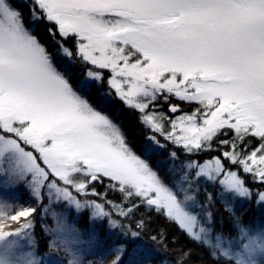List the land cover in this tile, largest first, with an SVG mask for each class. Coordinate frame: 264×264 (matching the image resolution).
<instances>
[{"label":"snow or ice","instance_id":"6c2138e0","mask_svg":"<svg viewBox=\"0 0 264 264\" xmlns=\"http://www.w3.org/2000/svg\"><path fill=\"white\" fill-rule=\"evenodd\" d=\"M29 14L31 28L13 0H0V186L24 183L37 201L47 188L49 203L55 195L78 211L92 208L93 219L107 217L124 237L138 238V231L111 219L104 204L81 202L70 191L102 196L91 186L107 180V188L122 195L120 204L105 201L118 216L129 218L139 205L124 202L137 198L207 246L214 264L217 256L226 264H264V227H246L237 217L238 235L225 240L215 234L213 243L211 227L188 209L187 202H195L188 173L166 183L132 150L119 125L81 94L106 79L117 98L141 113L142 123L187 153L211 150L218 142L220 156L185 167L198 169L195 178L219 180L225 192L255 195L264 206V190L254 194L240 173L225 166V161L239 166L264 187V0H31ZM41 20L52 26L47 32L58 55L70 62L75 55L98 69L89 68L77 87L33 34ZM71 38L75 53L65 43ZM103 70L110 72L105 76ZM170 97L197 106L184 112ZM161 98L170 113L182 114L169 119L156 108ZM149 139L160 146L156 135ZM170 156L175 159L176 153ZM36 212V207L0 201V264H45L28 231ZM56 219V228L49 230L57 234L48 242L50 251L59 240L71 257L67 264H82L68 247L74 241L60 239L76 229ZM9 221L19 227L6 231ZM143 227V220L136 223ZM22 239L32 250H23ZM135 244V239L114 240L111 264H123L124 256L129 264H142ZM190 256L183 253L175 264H186Z\"/></svg>","mask_w":264,"mask_h":264},{"label":"trees","instance_id":"16d2710c","mask_svg":"<svg viewBox=\"0 0 264 264\" xmlns=\"http://www.w3.org/2000/svg\"><path fill=\"white\" fill-rule=\"evenodd\" d=\"M30 3L31 0H13L14 6L19 8L23 14L25 26L31 28ZM49 27L52 26L41 20L35 25L33 34L46 46L57 68L65 72L68 75L70 83L74 87H77L84 79V73H86L89 67H92L89 64L85 65L75 55L71 57V62L68 58L58 55V44L53 41V38L47 32ZM56 39H59L58 34ZM74 41L75 38H71L65 42L66 46L72 49L73 53H75ZM103 71L105 76L110 72V70ZM81 94L85 95L95 108L107 114L119 125L132 150L141 156L142 159L147 160L149 165L166 183L171 185L187 171L189 181H191L189 195L195 198L194 203L191 201L187 202L188 209L200 217L201 223L205 227H211L213 243L215 242V234H220L226 238L238 234L233 225L237 217L241 219L244 226L264 223V206L256 202L255 195L252 197H238L233 193L225 192L223 186L219 184V180L213 182L206 178H195V172L198 169H188L185 167L190 161L202 164L214 156H220L221 150L219 149L218 142H213L211 150L200 151L195 154L187 153L182 146H177L171 141L166 140L164 136L154 133L150 127L142 123L140 112L126 106L125 103L117 98L115 90L109 88L106 79L103 82H93L90 90H81ZM169 102L180 105L189 112L197 106L182 102L175 97H170ZM156 105L162 106H159L157 109L162 110L167 117L171 116L172 113L168 111V103H165L162 98L157 101ZM152 135H156L160 146H157L149 139ZM223 150L227 151L229 148L225 147ZM171 152L176 153L175 159L170 156ZM225 166L231 171L240 173L246 181V186L250 187L254 194L264 190V187L253 183L250 174H244L239 166L231 165L227 161H225ZM107 184L108 181L105 180L103 185L94 183L91 186V188H95L97 192L104 195H83V197L104 204L105 210L112 213L111 219L117 220L126 229L138 231L140 233L138 238H132L130 234L128 237H124L120 227H117L112 234H106L107 217L93 223L89 218V212L86 208H83L80 215H76L74 210H68L58 205V202H55V195L52 196V202L49 203L48 191L45 188L42 189L41 201H37L26 184L18 183L13 192L0 189V201H5L13 205L14 208L20 205L37 208V212L32 216V228L28 230L36 241L34 250L37 256L51 254L55 257L66 258V255H68L59 240L57 241L55 250L50 251L48 247V242L56 238L55 234L49 230L56 228V218L58 217L62 218L69 228H76L79 232L77 234L81 238L83 236L87 237L88 233L86 232L91 230L93 237V240H91L92 245L89 247L86 255L81 258L82 264H111V262L105 261V258L111 251L110 249H114L113 241L118 237L121 240L128 239L131 241L135 239L136 244L134 247L138 245V251L143 254L137 257V259L142 261V264H175L179 256L185 252L191 253L190 258L186 260V264H214L207 246H201L198 242H195L176 222L169 220L163 213L157 212L154 207L150 209L146 205L140 204L137 198H133L131 203L124 202L128 207H131V204L139 205L129 218L125 219L118 216L105 201H114L120 204L122 195L117 191L108 189ZM183 186L188 188L189 184L184 183ZM91 188L88 189L89 192H91ZM70 191L74 193L73 189ZM209 196L212 198L210 203L208 200ZM181 198H183L182 195ZM49 212H57L58 215L53 217ZM208 213L212 214L211 218L208 217ZM140 220H143L144 227L137 229L136 223ZM8 223L9 227L5 229L6 231H14L16 227H19V223L17 222L9 221ZM153 237H156V239L153 240ZM63 253L64 255H62ZM122 260L123 264H129L128 256L122 257ZM216 260L219 261V264H226L225 258L217 256Z\"/></svg>","mask_w":264,"mask_h":264},{"label":"rangeland","instance_id":"374dc122","mask_svg":"<svg viewBox=\"0 0 264 264\" xmlns=\"http://www.w3.org/2000/svg\"><path fill=\"white\" fill-rule=\"evenodd\" d=\"M22 1H27V0H22ZM89 66H91L92 67V70H94V71H96V70H98V69H96L94 66H92V65H90L89 64ZM90 68V67H89ZM89 68L87 69V71L89 70ZM86 71V72H87ZM175 105H177V104H175ZM159 106L160 107H162L161 105H156V108H159ZM179 107L181 108V109H183L180 105H179ZM152 109L150 108V110L149 111H151ZM183 111L184 112H189V111H187L186 109H183ZM141 114V113H140ZM182 113L181 112H177V113H172L171 114V116L170 117H168L169 119H175L177 116H179V115H181ZM167 116V115H166ZM148 127H150V126H148ZM166 128H168V130H171L170 129V127L167 125V123H166ZM177 134L178 135H180L181 133L179 132V130H177ZM185 173H187V171L185 172ZM3 177H0V181H3ZM17 185H18V183L17 184H15V185H10V186H8V187H2V186H0V189H6V190H10V191H14L15 190V188L17 187ZM61 186H63L62 184H61ZM45 190L46 191H48L47 190V188H45ZM71 190V189H70ZM73 195H75L76 197H77V199H79L81 202H84V201H92V200H90V199H87L86 197H83V194H79V193H76L75 191H74V193H73ZM79 195H81L80 197H79ZM82 197V198H81ZM41 201V200H40ZM55 202H58V205H60L61 207H63V208H65V209H72V210H74V213L76 214V215H80L81 214V212H82V210L83 209H81V210H77L76 208H75V206L74 205H69L68 204V202L66 201V200H63V199H61V200H57L56 199V201ZM97 202V201H96ZM97 203H99V202H97ZM45 208V207H44ZM44 208H43V211H44ZM87 210H88V212H89V218H90V220H91V222H93V223H95V222H98V221H100L101 219H93L92 218V213H93V209L92 208H88V207H85ZM45 211H46V209H45ZM50 213V212H49ZM48 213V214H49ZM56 215H58V213L57 212H54ZM50 215L51 216H53V213H50ZM54 217V216H53ZM62 219V218H61ZM246 227H252V228H254V229H259V228H261V227H264V223H259V224H252V225H250V226H246ZM76 229V228H75ZM117 229V227L116 228H112V227H110L109 226V218H108V220H107V228H106V230H105V233L106 234H112L115 230ZM54 234H55V236H57V234L55 233V232H53ZM77 233H79L78 232V230L76 229V231L75 232H68V231H66L65 232V234L63 235V236H61L60 237V239H67V240H69V241H74V242H71V243H69V245H68V247H70L71 248V250L73 251V252H75V253H77L78 255H79V257L80 258H82L83 256H85L86 255V253L88 252V250H89V247L92 245V241L91 240H93L92 238V235H91V230H89L88 232H86V233H88V235H87V237H84L83 236V238H81ZM76 234V235H75ZM238 235V234H237ZM237 235H234V236H237ZM233 237V236H232ZM225 238V240H227L228 238H231V237H224ZM20 243L21 244H23L24 245V251H28V250H32V249H30V247H29V245H28V243H27V240L26 239H22L21 241H20ZM215 243V242H214ZM60 247H61V245H59ZM225 246H227V243H225ZM62 247L64 248V246L62 245ZM62 255H64V253L62 254ZM115 256H116V252L114 251V250H111L110 252H109V254L106 256V258H105V261H107V262H112V260L113 259H115ZM41 258H43L44 259V261H45V264H60V262H63V264H67V261H68V259H70L71 257L69 256V255H66V258H64V257H55V256H52L51 254L50 255H44V256H40Z\"/></svg>","mask_w":264,"mask_h":264}]
</instances>
